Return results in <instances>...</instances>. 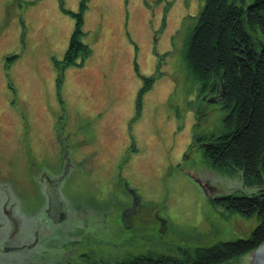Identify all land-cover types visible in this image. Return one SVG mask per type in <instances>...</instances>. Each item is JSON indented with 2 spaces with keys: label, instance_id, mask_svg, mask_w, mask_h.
I'll return each instance as SVG.
<instances>
[{
  "label": "rangeland",
  "instance_id": "1",
  "mask_svg": "<svg viewBox=\"0 0 264 264\" xmlns=\"http://www.w3.org/2000/svg\"><path fill=\"white\" fill-rule=\"evenodd\" d=\"M80 1L0 0V222L9 227L5 199L14 219L36 222L46 198L27 161L61 173L57 132L68 134L69 153L80 158L72 157L57 189L67 211L83 204L99 217L110 204L115 214L130 202L125 182L165 222L148 219L134 235H91L75 215L63 224L67 233L0 253V264H113L139 253L181 258L189 246L250 235L256 215L232 213L210 197L255 189L241 170L215 167L200 145L189 147L194 132L209 133L222 115L212 100L198 101L184 57L203 0H88L81 41L89 55L62 67ZM151 75L137 111L143 76Z\"/></svg>",
  "mask_w": 264,
  "mask_h": 264
},
{
  "label": "trees",
  "instance_id": "2",
  "mask_svg": "<svg viewBox=\"0 0 264 264\" xmlns=\"http://www.w3.org/2000/svg\"><path fill=\"white\" fill-rule=\"evenodd\" d=\"M87 1L81 0L78 11L71 12L75 26L62 67L79 59L81 64L89 55V45L81 41ZM191 19L184 48L187 68L197 84L198 101L202 102L203 96L214 97L216 111L220 109L222 115L209 133L194 132L189 147L200 145L215 167L241 170L243 183L255 190L215 195L210 201L244 217L256 215L259 223L247 237L184 248L181 258L140 254L113 264H224L264 240V0H203ZM155 78L143 76L137 111L141 94Z\"/></svg>",
  "mask_w": 264,
  "mask_h": 264
},
{
  "label": "flooded vegetation",
  "instance_id": "3",
  "mask_svg": "<svg viewBox=\"0 0 264 264\" xmlns=\"http://www.w3.org/2000/svg\"><path fill=\"white\" fill-rule=\"evenodd\" d=\"M193 17V16H191ZM202 100L208 101L212 100L211 97L203 96ZM56 140L58 142V150L61 151V171L64 173L65 171V177H67L68 169L70 167V161L73 157L69 153V140H68V134L62 135V132L56 133ZM64 137V138H63ZM32 153V152H31ZM76 155V153H74ZM29 159V158H28ZM35 160L31 157L27 161V166H29V171L31 172L30 176L38 183L42 184V187L44 188V195L46 198V202L44 207L41 208L40 214L38 215L36 222H26V224L23 225L21 221H18L17 219H14L11 213L6 210L5 205H7L8 201L5 199L2 206V211L6 215V221L8 222L7 228L3 229V226L5 223L0 222V253H5L6 251H16V250H27V249H34L36 248L37 244L40 243L39 240L41 238H47V236H50L53 231H60V233L68 232L66 230V227L64 222L68 220L70 217H75V219H82L84 220V225L86 227H82V231L89 233L91 235H99L104 233H113L114 229L118 231V234H125L126 232H130L132 235L134 233L136 234L138 232V226L147 225L148 219H153V221L158 222V220H161V222H165L162 217L156 214L155 210L152 211H146V209L139 204L140 206H137L135 208V211L124 212V209L132 207L133 198L130 196V202L129 204L125 205L119 211L115 214H111V208L110 204L105 207L106 209H103L101 212L102 214L98 217L97 215H91L93 212L86 213L85 209L86 207L81 204L77 209H75L73 212L67 211L66 208L63 207L62 202L59 198V208L56 210V208H53V206H49V198L46 194V186L53 185L54 182L57 181V178L61 176L63 173H57V175L48 174L45 172L42 168L41 171L36 170V166H34ZM37 171V172H36ZM62 178V180L64 179ZM62 180L57 184L55 188V194L57 198L59 197V194L57 192L59 184L62 182ZM123 183V182H122ZM211 198V197H210ZM11 205V204H10ZM81 214H78L79 212ZM94 213V212H93ZM64 217L62 218V216ZM150 220V222H153ZM51 225V226H50ZM90 226V227H89ZM48 232V233H47ZM50 234V235H49ZM49 238V237H48ZM80 238H78L79 240ZM145 256L144 253H139L138 255Z\"/></svg>",
  "mask_w": 264,
  "mask_h": 264
},
{
  "label": "water",
  "instance_id": "4",
  "mask_svg": "<svg viewBox=\"0 0 264 264\" xmlns=\"http://www.w3.org/2000/svg\"><path fill=\"white\" fill-rule=\"evenodd\" d=\"M66 171V170H65ZM65 171L64 173L59 176L57 178V181L54 182L53 185H48L47 184V188H46V194L47 197L49 198L48 202H49V206H53V208H56V210H58L59 208V198H57L56 194H55V188L57 186V184L62 180V178H64L65 175ZM194 180L199 184V186H201L202 190L205 192L206 195H209L210 193H212V189H214V187L212 185H209L207 182H203L202 180H199L198 178L193 177ZM125 184V187L128 191V193L132 196L133 198V202H132V207L124 209L125 213L126 211L129 212H133L135 211V208L137 206H140V195L137 194L136 189L131 188L128 184ZM64 217V215L62 216V218ZM250 258L248 261V264H264V240L259 243L258 247L254 248L253 250H251L249 252Z\"/></svg>",
  "mask_w": 264,
  "mask_h": 264
},
{
  "label": "crops",
  "instance_id": "5",
  "mask_svg": "<svg viewBox=\"0 0 264 264\" xmlns=\"http://www.w3.org/2000/svg\"><path fill=\"white\" fill-rule=\"evenodd\" d=\"M79 151V150H78ZM80 153H83L82 155H81V157L84 155V151H81ZM89 153V152H88ZM73 157L75 158V161L77 160L78 161V159L80 160V158H78L77 159V157H78V152H76V155L75 154H73Z\"/></svg>",
  "mask_w": 264,
  "mask_h": 264
}]
</instances>
